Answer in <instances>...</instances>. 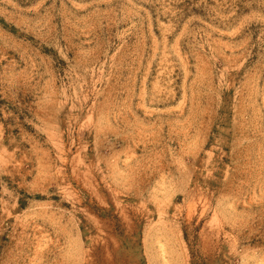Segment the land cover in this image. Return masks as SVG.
<instances>
[{
	"label": "rangeland",
	"instance_id": "obj_1",
	"mask_svg": "<svg viewBox=\"0 0 264 264\" xmlns=\"http://www.w3.org/2000/svg\"><path fill=\"white\" fill-rule=\"evenodd\" d=\"M0 264H264V0H0Z\"/></svg>",
	"mask_w": 264,
	"mask_h": 264
}]
</instances>
